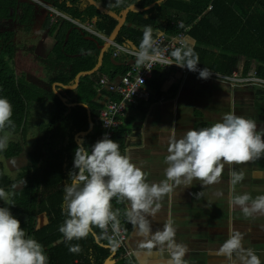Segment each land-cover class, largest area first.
Segmentation results:
<instances>
[{
	"label": "crops",
	"instance_id": "obj_1",
	"mask_svg": "<svg viewBox=\"0 0 264 264\" xmlns=\"http://www.w3.org/2000/svg\"><path fill=\"white\" fill-rule=\"evenodd\" d=\"M30 1L40 5L41 9L49 12L45 18L50 17L52 24L58 23L57 20L59 17L72 22L74 21L68 15L52 7L54 10H51L48 7L49 5L40 4L34 0ZM70 1L75 3L76 7L97 6L101 13L110 14L117 23L124 9L135 6L130 5L124 8L116 16L114 13H111L104 3L95 4L94 0ZM63 2L68 7H72L68 0H63ZM148 7L142 9H147ZM143 12L130 10L127 12L126 19L130 13ZM56 13L60 15H56ZM43 23L39 26L38 32L40 34L48 33L50 37L54 38L56 45L57 40L55 36L51 35L50 28L48 30H42ZM83 24H91L93 30L100 35L90 32H86L85 34L83 32L84 30L82 31L76 27L80 30L85 40L96 44L97 48L100 49V53L95 67L91 70L78 73L73 85L66 86L61 83H54L50 88L53 79L60 76L61 68L66 67V63L59 65L57 61L55 62L56 57L53 53L55 45L52 54L44 57L41 54L21 55V59L24 61L23 63H28L29 69L24 70L22 63H20L19 65L21 67L19 66V70L21 73L26 74L29 82L40 85L46 92L50 88L67 109V115L76 109L85 111V113L81 111L80 113L85 115L88 125L83 132L75 136L74 141L77 142L78 146L84 145L90 149L92 145L100 140L103 134L99 122L100 109L98 108L102 107L104 109L109 100H112L110 99L112 95L106 92L99 94L96 89L98 96L95 99H89L87 94L81 95L79 93V87L83 77L96 74L92 78V82H95L96 85V82H99L101 76H107L108 72L113 70L108 65H104L105 54L110 50L113 51L111 43L107 45L106 50L101 54V46L106 45L113 30L107 36L97 29L95 21L85 22ZM125 24L126 21L123 25ZM24 30L29 33L27 42L25 40L26 45L32 47V49L34 48L35 41L36 45H39V36L34 35V31L32 32L31 28L26 29L24 26ZM72 30L73 28L69 29L65 42L68 41ZM151 32L159 34L165 31L155 29ZM168 34L174 35L171 33ZM116 37L112 40L113 43H116ZM40 41H43V38ZM121 45L132 50L138 49L130 41H125ZM195 47L196 41L187 32L186 46L180 49L178 55L183 54L189 49L193 50ZM18 51L16 52L15 60L17 59L16 61L21 62L18 57ZM80 55L84 54L82 53ZM121 56H126V63L117 61L111 56L110 60L112 65L121 66L125 64L126 66H130L132 58L126 54H120L118 57ZM71 57L75 58L77 56L71 55ZM248 62L249 60L245 55H240L236 68H234L231 74L225 75L221 73V75L237 76L245 79V83L234 84L216 77H209L207 79L199 78V74L195 73L183 76L181 73L170 69L172 71L171 76L168 78L164 87L160 89V92H156L153 86L155 77L151 79L149 88L153 92V98L149 103H137L128 106L125 118L121 119L120 127L114 136V140L119 144L121 153L130 155L133 163L141 167L146 173V181L148 183H160L167 179L165 175V169L168 166L166 157L169 155V142L173 136L179 139L188 130H199L210 127L216 122H221L223 117L228 113L256 121L257 131L264 129V88L258 84L247 82L251 78H258L261 81H264V78L257 75L258 62L255 60L250 61L251 68L247 73ZM103 65L104 68L100 71ZM208 71L214 72L212 70ZM118 81L119 77L114 82ZM156 81L160 82L162 78H156ZM49 103V101L44 103V108L51 114L52 119V105ZM41 108L43 107L36 104L29 107L27 133L23 138H26L24 141L26 146L31 145V136H29L32 134L31 126L34 124L35 114H38L42 110ZM27 136L30 140L29 143L27 142ZM28 164L29 159L27 157L22 162L18 161L12 164L13 166H17L15 170L16 175L14 176L13 174V180L18 177L19 173ZM19 165H23V167L20 168ZM231 170L237 172L242 171L244 174V178L234 186L230 183L229 173ZM169 183L173 184L172 191L154 203V207L156 204L159 205L155 216H147L146 218L150 221L152 232L162 229L165 223H172V226L176 230L175 241L187 246L188 251L183 257L186 264H248V260L250 259L248 255L249 250L260 258L261 264H264V213L257 212L245 215L241 206L230 203V198L245 193L250 194L252 199H255L259 195H264V155L244 164H233L231 166L226 164L219 180L210 185L204 184L201 180H193L188 186L184 184L176 186L173 181H169ZM19 188H22V185ZM197 193L199 195H196ZM6 196L8 200L9 195L6 194ZM3 202L6 201L4 200ZM251 202V200L248 201L249 207L251 206ZM112 210L116 213L115 222L124 229L130 228V231L127 230V232H130L127 246L133 251V260L135 263L167 264V260L170 257V251L167 245L163 247L156 245L150 251L147 248L140 247L141 243L144 242V238L137 235V229L128 218L127 213L130 210V203L127 200L117 197L113 198ZM123 215L126 218L124 220L122 219V224V220H119V217ZM49 222L48 215H42L38 221V228L48 225ZM127 223L129 224L126 225ZM236 232H239L242 237L240 248L233 251L231 256L220 254L219 250L223 243L229 238L230 234H235ZM99 244L111 250V256L106 260L105 264H117L118 262L131 264L115 254L113 249L114 244L109 239L108 242ZM116 257L118 260H116Z\"/></svg>",
	"mask_w": 264,
	"mask_h": 264
},
{
	"label": "trees",
	"instance_id": "obj_2",
	"mask_svg": "<svg viewBox=\"0 0 264 264\" xmlns=\"http://www.w3.org/2000/svg\"><path fill=\"white\" fill-rule=\"evenodd\" d=\"M39 1L43 5H51L74 21L83 23L95 21L97 29L107 36L117 24L113 16L101 13L94 5L76 7L75 3L68 0L72 6L68 7L59 0H54V3L50 0ZM94 1L95 4L104 3L116 16L130 5L146 8L157 2V0ZM210 6L212 10H209ZM36 9H41V6L30 0H0V22L12 21L15 24L17 22L20 26L30 29V22ZM57 21L58 23L52 24L50 17L45 18L41 27L42 30L50 28L51 35L57 40L53 50L55 62L57 61L59 65L66 63L67 67L61 68L60 76L53 79L50 88L54 83L73 85L78 73L95 67L100 53L96 44L85 40L72 21L60 17ZM179 21L183 23V27H179ZM70 28L73 30L65 42ZM148 28L162 29L171 34H178L188 28V34L196 41L193 51L199 57L200 68L205 67L225 75L231 74L236 68L238 57L245 55L249 60L246 72L250 71V61L255 60L258 62L257 75L264 78V0H167L149 11L128 14L126 24L120 29L115 41L118 44L130 41L140 49L144 32ZM83 32L86 34V31ZM15 38V30L0 31V97H6L11 102L14 123V128L8 127L5 131L25 137L29 107L49 101L52 105V119L45 129L46 138L51 141L54 138L59 139L62 149H54V145L46 149L43 145L36 151H30L29 164L15 180L5 173V166L0 160V188L9 195V199L1 202L0 207H9L12 214L21 221L27 236L42 244L48 257L47 264H105L111 256V250L99 244L108 242L102 228L93 226L86 238L74 239L71 242L59 231L67 218L62 204L64 187L71 182L69 173L73 170L74 153L78 147L74 138L88 125L85 115L80 113L85 111L76 109L67 115V109L50 88L46 92L40 85L29 82L26 74L18 73L10 66V62L16 56ZM82 53L84 55H80ZM71 55L77 57L72 58ZM111 56L110 50L105 54L104 65L113 69L107 76L111 81H115L125 74L129 66L112 65ZM115 60L126 63V56L116 57ZM171 72L166 68L155 70L153 86L156 92H160L164 87ZM95 76L96 74L85 76L80 82L79 93L87 94L89 99L98 96L96 92L98 81L96 85L92 82ZM156 78H162V81H156ZM110 99L118 101L116 96H110ZM98 109L101 112L103 108ZM3 134L0 132V135ZM24 146V141L10 142L1 155L7 160L20 158L24 153ZM20 185L22 188H19ZM44 214L48 215L50 222L38 228V221ZM124 218L125 215L119 217V220ZM126 230L130 231V228ZM70 244L79 245L80 250L70 252Z\"/></svg>",
	"mask_w": 264,
	"mask_h": 264
},
{
	"label": "clouds",
	"instance_id": "obj_3",
	"mask_svg": "<svg viewBox=\"0 0 264 264\" xmlns=\"http://www.w3.org/2000/svg\"><path fill=\"white\" fill-rule=\"evenodd\" d=\"M159 3L160 0H157ZM151 29L144 37L137 53V63L149 59V49L154 41ZM180 61L176 65L199 72V78L210 77L207 68L199 69V57L189 49L183 55H177ZM13 106L6 97H0V151L6 149L10 133L5 129L14 128L12 121ZM166 157V180L160 183H148L146 173L132 161L128 154H122L119 144L106 133L94 145H80L75 149L73 170L69 173L70 183L64 187L62 207L66 213L59 231L71 242L86 238L93 226L106 228L116 220L112 210L113 198L119 197L130 203L127 215L137 229V235L144 238L141 248L149 251L159 245H167L170 257L167 264H186L183 257L187 246L174 239L176 230L172 223H165L162 229L152 232L147 216H155L159 205L154 203L176 186H188L193 180L204 184L216 183L222 175L225 165L244 164L264 155V129L257 131L256 121L228 113L221 122L199 130H188L181 138L172 137ZM230 183L234 186L244 178L243 172L231 170ZM15 187V185L13 186ZM196 195H199L198 193ZM0 200L7 201L5 190L0 188ZM251 206H248V201ZM230 203L242 207L245 215L264 213V195L252 199L250 194L230 198ZM115 227V225H113ZM239 232L230 234L220 248V254L231 256L241 246ZM79 245L69 246L70 252H78ZM248 264H261V260L250 250ZM48 257L42 244L27 236L21 221L9 207H0V264H47Z\"/></svg>",
	"mask_w": 264,
	"mask_h": 264
},
{
	"label": "built area",
	"instance_id": "obj_4",
	"mask_svg": "<svg viewBox=\"0 0 264 264\" xmlns=\"http://www.w3.org/2000/svg\"><path fill=\"white\" fill-rule=\"evenodd\" d=\"M209 9H212V6H210ZM56 15L60 14L56 13ZM73 23L81 30L99 35L93 30L91 24H83L78 21H73ZM178 25L179 27H183L181 21H179ZM187 32L188 28L174 35L165 32L159 34L151 32V38L154 44L152 48L149 49V59L139 64L137 63V53L139 49L132 50L124 45L111 43L113 47V58L118 57L120 54H126L132 58V62L125 74L119 78L118 82L111 81V79L105 75L99 78L97 87L98 93L103 94L106 92L118 98V101L109 100L104 109L100 112L99 122L103 130L100 139L107 133L109 137L114 140V136L120 127L121 119L125 118L128 106L137 103H149L152 100L153 92L149 88V83L154 76L155 70L158 68L172 69L175 72L181 73L183 76L192 73L199 74L198 71L192 72L187 68H181L176 65L180 62L177 60L178 52L186 46ZM209 74L210 77L220 78L223 79V81H228L233 84L245 83V79L237 76H225L211 71H209ZM247 82L258 84L264 88V81H261V79L251 78L248 79ZM113 225H115V227ZM102 230L104 236L114 244L113 249L115 254L131 264H137L133 260V251L127 246L130 232H127L126 229L115 221L109 222L108 226Z\"/></svg>",
	"mask_w": 264,
	"mask_h": 264
},
{
	"label": "rangeland",
	"instance_id": "obj_5",
	"mask_svg": "<svg viewBox=\"0 0 264 264\" xmlns=\"http://www.w3.org/2000/svg\"><path fill=\"white\" fill-rule=\"evenodd\" d=\"M49 12H47L44 9H36L34 11V17L31 20V24H30V28L32 29V32L34 31V35L39 36L38 41H39V45H36V41L35 44L33 45V49L30 46H27L25 43V40L27 42V37H28V32H26V30H24L23 26H20L17 22L16 24L14 22H0V31H4V30H15L17 37L15 38V47H16V52L18 51V57L20 58V61H16L15 58L13 61L10 62V66L12 68L15 69V71H17L18 73H21V71L19 70V64L22 63V67L24 70H28L29 69V65L28 63H23L24 61H22L21 59V55L25 56V54L27 55H32V54H36V55H43L47 56L52 54V50L53 47L55 45V41L54 38L50 37V35L48 33L45 34H40L38 32L39 30V26L43 23L46 15ZM41 30V29H40ZM43 38V41H40V39ZM24 41V42H23ZM25 59H27V57H25ZM32 65V64H31ZM35 66V64H34ZM21 67V66H20ZM36 70H40V69H36ZM50 104V103H49ZM38 106H42L43 108H41L42 110L38 113L35 114V119H34V124L31 126L32 127V131H31V145H25L24 146V153L20 158H17L16 160L14 159H5L4 157H2L1 152L0 151V160L3 162L4 166H5V173L7 175H10L11 178H14V176L16 175V169L17 166L16 165H12L14 163H17L18 161H24V158H28V153L30 151H36L39 148H41L43 145L46 146V149H48L49 147H51L52 145L53 148H58V149H62V146H60L59 143V139L54 138L53 141L48 140V138H46V130L47 126L49 125L50 121H51V114L48 113L47 110H45V105L44 104H36ZM48 105V104H47ZM51 113V111H50ZM10 133V140L8 142V145L10 142H23L25 141V139H23L24 137H22L21 134H13L12 132H8ZM29 138L27 136V142L29 143ZM25 144V143H24ZM7 145V147H8ZM6 147V148H7ZM27 161V160H25ZM20 168L23 167V165H19ZM14 174V176H13ZM7 194V193H6ZM4 200H0V203L3 202Z\"/></svg>",
	"mask_w": 264,
	"mask_h": 264
},
{
	"label": "water",
	"instance_id": "obj_6",
	"mask_svg": "<svg viewBox=\"0 0 264 264\" xmlns=\"http://www.w3.org/2000/svg\"><path fill=\"white\" fill-rule=\"evenodd\" d=\"M34 1L39 2L40 4H42L39 0H34ZM166 1H167V0H160L159 3L156 2V3L152 4L150 7H148L147 9H142V8H140V7H138V6H130V7L126 8V9H124L123 12H122L121 15H120V18H119V20H118L117 25L115 26V28H114L113 31H112V34H111V36H110V38H109V41H107L106 45L101 46V48H102V52H101V54L104 53V51L106 50L107 45H108L109 43H112V40H114V38L116 37V35H117V33L119 32L120 28H121L122 25L125 23L127 12H129L130 10H137V12H143V11H145V10H148V9H151V8L155 7V6L158 5V4H162V3L166 2ZM131 62H132V61H131Z\"/></svg>",
	"mask_w": 264,
	"mask_h": 264
},
{
	"label": "flooded vegetation",
	"instance_id": "obj_7",
	"mask_svg": "<svg viewBox=\"0 0 264 264\" xmlns=\"http://www.w3.org/2000/svg\"><path fill=\"white\" fill-rule=\"evenodd\" d=\"M52 3H54L55 1L54 0H50ZM60 2H62L63 0H59ZM47 5V4H46ZM49 5V4H48ZM51 10H54L52 9L53 7L51 5L48 6ZM52 7V8H51Z\"/></svg>",
	"mask_w": 264,
	"mask_h": 264
}]
</instances>
